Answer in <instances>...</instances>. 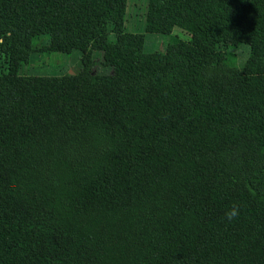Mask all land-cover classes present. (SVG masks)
<instances>
[{
	"label": "trees",
	"instance_id": "obj_1",
	"mask_svg": "<svg viewBox=\"0 0 264 264\" xmlns=\"http://www.w3.org/2000/svg\"><path fill=\"white\" fill-rule=\"evenodd\" d=\"M124 7L0 0V264H264V0H148L164 54L122 32ZM235 42L241 70L219 48ZM74 50L76 75L17 74Z\"/></svg>",
	"mask_w": 264,
	"mask_h": 264
},
{
	"label": "rangeland",
	"instance_id": "obj_2",
	"mask_svg": "<svg viewBox=\"0 0 264 264\" xmlns=\"http://www.w3.org/2000/svg\"><path fill=\"white\" fill-rule=\"evenodd\" d=\"M147 8L148 0H125L123 22L121 30L126 35L141 36L143 40L142 49L145 53L164 54L168 50L176 49L177 45L169 44L166 34L151 32L147 29ZM112 15H103L96 26L99 36L106 37L108 40L115 39V25ZM176 35L186 39L180 29L173 28L170 35ZM53 38L48 35L40 36L32 40V45L36 48L49 45L56 41H66L70 38L71 32L54 34ZM222 53L230 54L229 65L237 70H241L249 56V47L244 42H238L233 47L227 48L220 46ZM91 69L97 75L111 74V67L106 63L104 55L99 51H91ZM83 55L79 51H72L69 54L33 52L27 54L26 63L18 67L17 74L24 77H60L66 75H76L82 69ZM0 55V74L5 72L4 60Z\"/></svg>",
	"mask_w": 264,
	"mask_h": 264
},
{
	"label": "clouds",
	"instance_id": "obj_3",
	"mask_svg": "<svg viewBox=\"0 0 264 264\" xmlns=\"http://www.w3.org/2000/svg\"><path fill=\"white\" fill-rule=\"evenodd\" d=\"M239 208L238 206L234 205L230 210L225 212V218L228 221H232L234 218L238 216Z\"/></svg>",
	"mask_w": 264,
	"mask_h": 264
}]
</instances>
